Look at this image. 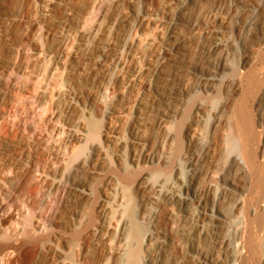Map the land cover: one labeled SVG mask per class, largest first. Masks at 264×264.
I'll list each match as a JSON object with an SVG mask.
<instances>
[{
    "label": "rangeland",
    "instance_id": "1",
    "mask_svg": "<svg viewBox=\"0 0 264 264\" xmlns=\"http://www.w3.org/2000/svg\"><path fill=\"white\" fill-rule=\"evenodd\" d=\"M263 173L264 0H0V264H264Z\"/></svg>",
    "mask_w": 264,
    "mask_h": 264
},
{
    "label": "bare ground",
    "instance_id": "2",
    "mask_svg": "<svg viewBox=\"0 0 264 264\" xmlns=\"http://www.w3.org/2000/svg\"><path fill=\"white\" fill-rule=\"evenodd\" d=\"M241 122H243V125H245V126H239L238 127V130H239L238 132L240 133L239 137H240V148H241V153H242L241 157L243 158V160L245 159V161H246L245 163L249 166V169L252 168L253 170H256L255 165H254V160H255V155L254 154H255V152H254L253 146H252L253 141H254L255 132H254L253 127L248 122V114L246 112H243V114L241 116ZM20 172H22V171H20ZM257 185L261 189L262 194H264V175L263 176L261 175V176L258 177ZM12 199L14 200V196H13ZM15 202H16V200H15ZM9 204H8L7 207H9ZM12 204H13V202H12ZM15 205H17V204H14V206ZM5 206L6 205H4V207ZM23 206H25V204ZM10 207L12 208L13 206L10 205ZM18 207H19V205H18ZM29 207H31V206H29ZM5 209H3L4 210L3 213H5ZM24 210L26 211V210H30V209L28 208V209H24ZM27 212H30V211H27ZM31 212H30V214L29 213L28 214L29 215H33V213H31ZM16 213H18L17 212V208L16 209L13 208V210L10 213H7L8 215L6 214V216H4L3 218H2V215H1L0 218H2V219H0V220H1L2 224H7L9 221L13 220L15 218V216H16ZM263 213L264 212H262V214L260 213L261 215H259L258 218L264 217ZM0 228H1V226H0ZM2 232L4 233V229H3V231H0V257L6 251L9 252L10 250L16 251L17 249H20V248L23 249V247L25 246V244L23 242H21L20 244H16L13 241H11L10 238L6 237L5 236L6 234L5 235L2 234ZM249 235H250L249 236V248L251 250L250 252L252 253V256L256 257L259 254V244H258V242L256 240L255 231L251 230ZM18 257L19 258H17V259L14 257L15 259L13 258V260H11V261L9 260L10 263L9 262L8 263L9 264H16V262L17 261L19 262V260H20L22 262L21 264H26L31 259V253L29 252L28 249H25V250H22V252L18 255ZM247 259H248V261H247ZM247 259H246V262H244L243 264H250L249 263L250 261L252 263V258H250L249 255H248Z\"/></svg>",
    "mask_w": 264,
    "mask_h": 264
}]
</instances>
